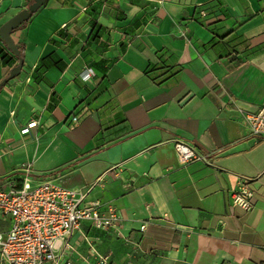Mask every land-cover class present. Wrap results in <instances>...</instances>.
Wrapping results in <instances>:
<instances>
[{"label": "crops", "instance_id": "1", "mask_svg": "<svg viewBox=\"0 0 264 264\" xmlns=\"http://www.w3.org/2000/svg\"><path fill=\"white\" fill-rule=\"evenodd\" d=\"M32 2L0 0V27ZM13 38L24 66L0 90V188L29 165L32 185L120 218L84 222L63 261L92 264L91 242L110 264H264V137L241 113L264 109V0H48ZM14 58L0 55V84ZM177 142L207 162L181 164Z\"/></svg>", "mask_w": 264, "mask_h": 264}, {"label": "built area", "instance_id": "2", "mask_svg": "<svg viewBox=\"0 0 264 264\" xmlns=\"http://www.w3.org/2000/svg\"><path fill=\"white\" fill-rule=\"evenodd\" d=\"M182 35L186 38L185 33ZM81 76L88 80L91 70H85ZM241 113L250 134L264 137V109ZM37 126L38 122L32 121L21 132L30 134ZM176 151L183 165L207 162L205 156L187 143L177 142ZM24 169L26 176L21 184L0 188V217L11 220L10 229L0 232V264H73L70 260L63 261L64 251L71 249L69 240L84 222L97 230L108 231L120 221L114 208L102 211L98 201L86 204V193L52 181L32 185L30 166ZM104 178L105 175L101 176L97 183ZM233 199L243 208L252 207V192L247 186L241 185ZM146 226L144 223L141 231ZM90 248L94 256L92 264H110V256L99 254L94 243L90 242Z\"/></svg>", "mask_w": 264, "mask_h": 264}, {"label": "water", "instance_id": "3", "mask_svg": "<svg viewBox=\"0 0 264 264\" xmlns=\"http://www.w3.org/2000/svg\"><path fill=\"white\" fill-rule=\"evenodd\" d=\"M48 2V0H33V2L24 10L17 13L6 23L0 27V37L5 44L7 50L17 58L18 64L11 70L10 75L0 84V90L5 86L10 80L17 77L24 66V58L18 46L13 38V33L22 27L25 23L30 21L32 17Z\"/></svg>", "mask_w": 264, "mask_h": 264}, {"label": "trees", "instance_id": "4", "mask_svg": "<svg viewBox=\"0 0 264 264\" xmlns=\"http://www.w3.org/2000/svg\"><path fill=\"white\" fill-rule=\"evenodd\" d=\"M26 24H27V23H25L22 27H24ZM20 28H21V27H20ZM20 28H19V29H20ZM17 30H18V29H17ZM17 46H18V48H19V50H20L22 56H24L25 50H24L21 46H19V45H17ZM0 55H1L3 61H6V60H9V62L14 61L15 64H16V62H17V61L15 60V58L11 56V53H10L9 51L7 52L5 49H1V50H0Z\"/></svg>", "mask_w": 264, "mask_h": 264}]
</instances>
